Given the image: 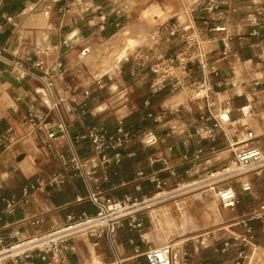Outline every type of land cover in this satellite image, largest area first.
<instances>
[{"label":"crops","instance_id":"obj_1","mask_svg":"<svg viewBox=\"0 0 264 264\" xmlns=\"http://www.w3.org/2000/svg\"><path fill=\"white\" fill-rule=\"evenodd\" d=\"M129 1L0 0L4 56L30 66L36 74L56 62L64 64L66 71L56 80L55 90L65 99L72 138L88 127H105L111 134L123 129L161 139L159 145L140 140L125 143L118 148L123 159L114 169L102 168L90 138L79 140L77 153L97 169L100 179L90 183L91 189L116 199H142L159 190L171 191L180 180L220 167L229 158V142H240L246 129L256 134L253 142L264 150V78L259 85L254 83L264 69V0H199L198 6L185 10L192 18L188 26L174 20L181 17L175 0H136L134 6ZM210 2H219V8L211 9ZM129 40L136 43L129 46ZM84 46L90 51L83 56ZM115 46L121 54L113 70L99 73L91 64L92 52L107 49L110 53ZM204 77L221 83L209 99L195 95ZM226 106L231 108L227 115L223 113ZM209 107L224 122L229 138L221 129L215 140L201 139L196 133V128L208 123L201 116L209 114ZM29 109L56 128L57 118L43 83L34 75L21 77L0 59V138L7 142V146L0 145V235L8 242L62 225L69 216L97 210L88 199L86 180L69 161V139L59 133L48 148L46 131H28L24 124ZM229 120H239L238 130ZM171 125L178 131L166 137ZM54 175L65 179L50 182ZM151 175L166 181L162 189L148 178ZM249 177L250 191L235 184L240 201L228 220H238L264 204V171ZM26 189L29 193L24 195ZM140 216V229L124 222L114 235L124 264H148L144 250L165 242L175 244V264H231L242 247L235 242L227 253H218L214 246L197 242L202 232L182 239L173 234L161 241L153 216L147 211ZM235 222L229 225H236L238 231L232 230L230 237L244 231ZM251 223L256 242L264 247L262 221ZM142 233L152 241L145 242ZM179 240L181 254L176 250ZM74 243L76 250L63 251L59 264H114L107 236ZM32 260L48 264L40 256Z\"/></svg>","mask_w":264,"mask_h":264},{"label":"built area","instance_id":"obj_2","mask_svg":"<svg viewBox=\"0 0 264 264\" xmlns=\"http://www.w3.org/2000/svg\"><path fill=\"white\" fill-rule=\"evenodd\" d=\"M226 1L223 0V3ZM209 6L211 9H217L219 8V2H210ZM216 28L218 30L225 29L224 26H217ZM89 51V46H84L80 54L84 56ZM0 59L8 63L12 70L18 72L21 77H26L27 75L36 76L47 89L51 100V110L57 118L56 128H50L46 121L40 119L33 109H29L25 115L24 124L28 131H33L37 128L45 130L49 139L47 144L48 148L52 146L53 140H55L59 133L69 139L72 150V156L69 161L72 163L74 171L86 180L90 188L88 199L97 208L95 214L83 213L80 216H69L67 221L62 225L21 238L14 242L6 241L0 235V264H33L32 259L37 256L47 260L48 264H59L60 255L63 251L76 250L74 240L102 238L104 236L108 237L113 249L115 256L114 264H124V259L121 257L114 235L124 222H127L132 228L140 229L143 225V218L140 216V213L148 208L147 201L155 197V195L142 199L131 197L116 199L104 196L99 190H92L90 183L93 181L99 182L100 180L96 176L97 169L93 168L88 160L82 159L79 156L75 144L81 139L90 138L92 141V150L100 158L102 168L114 169L123 159V154L118 148L125 143L140 140L149 145H159L161 139L157 135L132 133L123 129H119L117 133L111 134L105 127H88L85 133L72 138L67 127L69 116L65 107V99L55 90L56 80L66 71L64 64L62 62H56L44 69L41 74H36L30 66L23 65L19 60L6 58L3 49H0ZM36 66L41 67V64L38 63ZM156 68L158 69V66ZM215 68V66H212V69ZM261 78H264V69L261 71L260 78L254 81L255 85L261 83ZM100 82L98 80V83ZM215 85L220 86L221 83L213 84L204 77L198 83L196 97L209 99L215 90ZM230 112V107L226 106L223 108L225 115ZM201 119L208 122L206 125L196 128V133L201 139L215 140L218 129H221L226 138H229L230 132L225 128L224 122L216 115L212 107H209V114L207 116H201ZM211 121L213 123L210 124L209 122ZM238 121L229 120V123L235 131L238 130ZM177 131L178 127L171 125L166 137L173 135ZM256 137V134L252 130L246 129L240 142L237 140L229 142L226 148L229 153V158L226 162L218 168L209 170L204 176L192 179L188 184L183 182V185L187 184L189 187L196 189L208 188L214 192L216 200L223 207L235 208L240 201L235 184H240L242 191L248 192L252 189V181L249 176L264 171V150L254 144L253 141ZM1 144L7 146L4 137L0 138ZM168 148L171 150L173 144L169 145ZM112 150H115L113 154H111ZM163 160L164 163L167 162L166 159ZM140 175H144V173L140 172ZM148 178L155 181L160 189L166 184V181L158 176L151 175ZM64 179L65 176L54 175L50 182L63 181ZM177 185L178 189H180L181 182L179 181ZM34 187L35 185L31 184V188ZM174 190L176 189L174 188L171 191ZM28 193L29 191L26 189L24 195ZM253 220H261L264 225V204L236 220V224L244 227L243 232H236L231 238L222 239L216 238L214 231L205 230L197 236L196 240L204 247L214 246L215 251L221 254L227 253L235 242H240L242 247L239 249L238 255L233 258L231 264H264V251L260 258H253L254 248L251 252L249 251L250 248L255 246L256 242L255 228L251 223ZM141 236L145 242L150 243L152 241L146 233H142ZM219 240H221V245L218 244ZM16 249L18 251H15ZM142 255L148 264H175L177 259L175 244L173 242L150 245L144 250Z\"/></svg>","mask_w":264,"mask_h":264},{"label":"rangeland","instance_id":"obj_3","mask_svg":"<svg viewBox=\"0 0 264 264\" xmlns=\"http://www.w3.org/2000/svg\"><path fill=\"white\" fill-rule=\"evenodd\" d=\"M175 1L177 4V7H178V10L176 11V13H180L181 17L179 18L177 16V17H175L174 20L177 21V24H183L184 26H188L190 24L189 20L192 18H190L185 13V10H188L190 8L198 6L200 1L199 0H175ZM135 43H136L135 41L129 40V46L134 45ZM138 43H141V42H138ZM120 52L121 51L119 49V46H115L114 50L110 53L107 52V49H96V51L92 52L91 64L93 67L100 69L99 73H103L101 69H103L104 66H109L112 64L114 65L115 59L118 58L119 55L121 54ZM104 57H105V59H101ZM101 66H103V67H101ZM107 71H110L109 68L106 69L104 72H107ZM195 94H196V91H195ZM191 180H188V179L180 180L181 188L178 190V192H174L173 194L171 193V194L165 196V198H167L168 200L162 202V203H169V202H172V200H174V199L181 200L190 194H196V193L200 192L201 190L203 191V194L198 199H196L194 201V205L195 206L198 205L199 207L197 210H195L196 214L193 216L192 219L189 218V216L186 214L184 209L180 210V212L182 214V220H183L182 226L177 225V226H173V227H167V226L162 227V225H160L159 220H158L156 214L154 213V211L152 210V208L148 207L144 210V211L149 212L153 216V225L155 226L156 237L159 240L164 241L169 236H171L173 234H179V235H182V237L177 238V239H182V238L191 236L193 234L203 232L205 230H211V231L216 232V234L222 239L231 238L230 237L232 234L231 231L232 230L238 231L236 229V225H234V224L229 225V224L236 221V220H228V218L231 216V209L223 207L216 200V196H215L214 192L211 191L210 189H208V188L207 189H196V188L189 187L187 184ZM183 182H185L187 184L183 185ZM174 188L178 189V185L176 184L174 186ZM159 191H162V190H159ZM157 193L158 192H156L153 195H156ZM162 193H169V192L164 191ZM174 195L176 197L172 198V197H174ZM203 205H204V207H203ZM202 210L207 212L208 216H206V214H204V211H202ZM198 211H201V212H198ZM182 212L183 213L185 212V213L183 214ZM176 247H177L176 250H179L180 254H181L182 241L179 240L176 243ZM253 248L255 249L253 258L258 257L257 252L261 253V255L263 254V251H264L263 248L264 247L259 246V244L257 242H255V246L250 248L249 251L251 252Z\"/></svg>","mask_w":264,"mask_h":264},{"label":"bare ground","instance_id":"obj_4","mask_svg":"<svg viewBox=\"0 0 264 264\" xmlns=\"http://www.w3.org/2000/svg\"><path fill=\"white\" fill-rule=\"evenodd\" d=\"M135 4H136V0H130L129 1V6H134ZM101 67H103V66H101ZM108 68L110 71H112L114 68V65L112 64L109 66H104V68L101 70H102V72H104ZM178 190L179 189H176V190L169 192V193H162V192L157 193L155 195V197L148 200L146 203L147 207L152 208V210L156 214V216L159 220V223H160V225H162V227L163 226L173 227V226H177V225L182 226L183 220H182V214L180 212L181 209L185 210L186 214L189 216L190 219H192L193 216L196 214L195 210H197L199 206L197 204H196L197 206H195L194 201L196 199H198L203 194L202 190L200 192L196 193L197 195L196 194H190L181 200L174 199V200H172V202L162 203V202L168 200L167 198H165V196H167L171 193L173 194L174 192H178ZM175 197L176 196L174 195V197H172V198H175ZM203 207H204V205H203ZM202 211H204V210H202ZM198 212H201V211H198ZM204 214H206V216H208L207 212H205V211H204ZM15 251H18V249H16ZM257 256H258L257 258H260L262 255H261V253L257 252ZM177 262L179 263V260Z\"/></svg>","mask_w":264,"mask_h":264}]
</instances>
